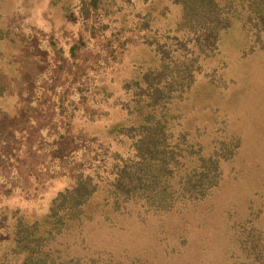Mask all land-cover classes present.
Wrapping results in <instances>:
<instances>
[{"label":"rangeland","instance_id":"rangeland-1","mask_svg":"<svg viewBox=\"0 0 264 264\" xmlns=\"http://www.w3.org/2000/svg\"><path fill=\"white\" fill-rule=\"evenodd\" d=\"M182 11L173 0H0V264H18V222L44 219L80 173L102 189L134 163L132 143L162 110L172 139L209 150L234 135L236 155L202 201L128 231L94 225L91 243L126 264L252 262L237 237L264 245V44L238 22L217 42L187 32Z\"/></svg>","mask_w":264,"mask_h":264},{"label":"trees","instance_id":"trees-1","mask_svg":"<svg viewBox=\"0 0 264 264\" xmlns=\"http://www.w3.org/2000/svg\"><path fill=\"white\" fill-rule=\"evenodd\" d=\"M173 1L182 7L180 25L187 32L203 31L208 40L217 42L223 31L238 22L253 40L264 44V0ZM204 51L209 53L210 47L207 45ZM166 98L157 105L165 108L162 101H169ZM166 115L162 110L157 118L152 115L150 122L142 125L143 131L131 147L134 163L122 160L104 188H100L96 174L80 173L74 186L55 196L44 219L19 221L21 231L10 240L15 262L112 264L118 259L113 264H126L112 251L101 255L91 243L95 241L89 235L94 225L128 231L132 228L126 227V221L144 224L150 217L163 221L161 217L166 214L205 199L220 184L222 162L236 155L240 139L234 135L217 137L212 148L204 150L199 142L172 139ZM100 192L102 198H98ZM243 234L237 240L241 247L247 245L242 249L252 259L250 264H264V245L250 241L249 236L243 240ZM70 240L77 248L67 247Z\"/></svg>","mask_w":264,"mask_h":264}]
</instances>
